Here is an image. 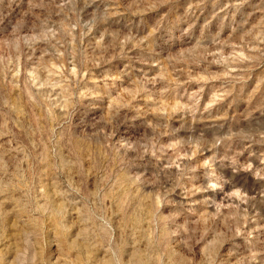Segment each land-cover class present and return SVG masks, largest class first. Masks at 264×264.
<instances>
[{"label":"rangeland","instance_id":"rangeland-1","mask_svg":"<svg viewBox=\"0 0 264 264\" xmlns=\"http://www.w3.org/2000/svg\"><path fill=\"white\" fill-rule=\"evenodd\" d=\"M0 264H264V0H0Z\"/></svg>","mask_w":264,"mask_h":264}]
</instances>
